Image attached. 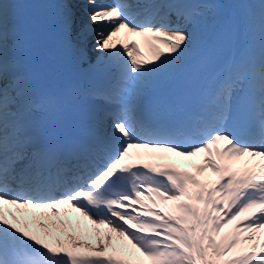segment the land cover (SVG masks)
<instances>
[{
    "label": "snow or ice",
    "instance_id": "snow-or-ice-1",
    "mask_svg": "<svg viewBox=\"0 0 264 264\" xmlns=\"http://www.w3.org/2000/svg\"><path fill=\"white\" fill-rule=\"evenodd\" d=\"M59 2L76 62L97 70L106 53L119 73L84 90L98 111L78 133L42 121L59 100L24 74L0 0V264H264V0L219 24L194 109L173 120L144 100L226 5Z\"/></svg>",
    "mask_w": 264,
    "mask_h": 264
}]
</instances>
